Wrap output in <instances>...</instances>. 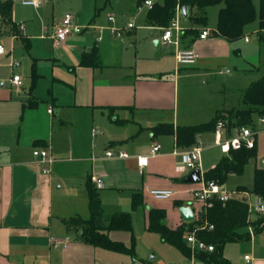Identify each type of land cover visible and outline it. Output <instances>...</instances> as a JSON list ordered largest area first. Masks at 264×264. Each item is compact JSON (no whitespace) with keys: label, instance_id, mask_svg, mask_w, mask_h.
Returning <instances> with one entry per match:
<instances>
[{"label":"crops","instance_id":"1","mask_svg":"<svg viewBox=\"0 0 264 264\" xmlns=\"http://www.w3.org/2000/svg\"><path fill=\"white\" fill-rule=\"evenodd\" d=\"M0 1L12 4L11 20L0 21V43L4 45L1 35L6 24L8 33L14 39L25 40L28 48L31 38L37 36L31 26L34 17L21 16L19 8L23 4L20 0ZM128 1L133 15L147 7L140 5L138 0ZM49 2L46 0L39 8L23 6L39 15ZM253 3L259 10L260 0L258 6L255 0ZM95 11L99 15L98 7ZM67 13L72 14L76 23L75 15ZM55 18L53 13L51 26L44 18L39 20V31L45 35L40 33L38 38L46 36L53 48L58 49L51 57L43 58L42 68H37L38 80L46 78L48 93L38 90V85H34L36 78L32 85L23 80L20 73L23 67L19 62L17 67L2 66L7 72L0 67V264H100L98 247L80 240L79 233L65 223L72 217L90 218L87 184L91 175L103 180V188H97L101 203L102 198L105 199L101 198L100 190L106 188L126 189L132 197L139 193L142 205H146V230L148 209L162 208L166 216L167 209L157 203L159 200L150 202L149 198H153L145 191V186L173 189L175 196L163 202L172 201V208L177 209L178 214L174 222L168 218L166 221L171 228L182 225L184 221L175 202L190 205L191 191L200 188L205 172L200 170L202 179L199 183H186L185 179L193 170L181 163L178 153L197 146L202 152L207 147L220 149L213 131L198 134L192 147L180 148L174 134L157 133L155 128L172 125L176 130L181 126L208 123L221 110L240 106L244 90L264 76V73L257 77L252 74L253 69H259L260 43L264 39L258 19L254 25L251 23L253 26L245 27L243 38L232 42L214 34L216 24L214 29L207 26L198 29L199 35L204 29L210 32L205 39H200L199 35L184 38L189 23H184L181 18L184 30L178 44L165 45L161 42L163 28L149 25L147 14L146 24L152 32L147 42L141 41L135 26L127 28L134 19L129 16L127 24L117 25L122 28L121 37H116L110 30L101 37L96 26L87 25L85 33L72 34L63 46L55 47L52 35L61 23L60 18ZM107 22L112 23L108 19ZM88 24H96V18ZM254 32L259 44L248 36ZM169 46L171 52L167 50ZM187 47L195 49L199 58L193 66L178 65L176 53ZM94 51L97 54L93 63L81 64L82 56ZM9 60L11 54L7 57L5 50L0 62ZM231 64L235 72L227 67ZM14 74L22 76L20 87L11 81ZM213 75L228 78L218 85ZM191 78L201 81L183 84L188 91L183 90L181 101V81L188 82ZM247 83L249 85H245ZM230 93L235 96V104ZM95 128L99 132L93 135ZM154 142L161 145V150L157 156L149 158L148 165L140 173L137 157L149 155ZM41 148L48 150L51 162L34 155V151ZM108 149L127 151L130 157L108 158L105 155ZM220 153L207 170L215 167L225 155ZM46 168L48 173L44 172ZM241 199L246 201V198ZM192 208H195V221L199 204ZM252 226L242 230L249 232L243 240L252 241L248 249L252 254L244 255L243 261L264 264V227L250 236ZM55 241H65L66 247L56 246ZM170 255L176 258L174 262H182L173 252ZM223 256L230 261L224 249ZM245 256L250 260L247 261ZM108 257L123 260L117 256ZM170 262L163 261V264Z\"/></svg>","mask_w":264,"mask_h":264},{"label":"trees","instance_id":"2","mask_svg":"<svg viewBox=\"0 0 264 264\" xmlns=\"http://www.w3.org/2000/svg\"><path fill=\"white\" fill-rule=\"evenodd\" d=\"M145 0H138L144 5ZM183 6L190 8V16L187 21L188 29H185L183 37L199 35L198 29L205 27L207 23L208 8L217 6L218 15L214 34L229 41H237L244 37L245 27L256 19L259 20L260 33L264 30V0H260L259 10H256L253 0H154L151 8H148L147 22L149 25L165 28L169 26L176 11ZM12 15V4L9 1H0V21L9 22ZM186 23V24H187ZM187 26V25H186ZM96 52L82 56L81 64L93 63ZM264 119V76L251 83L242 95L240 106L221 110L211 121L201 125L181 126L174 130L172 125H160L155 132L174 134L177 146L189 148L196 144L197 135L213 131L219 121L226 127V133L231 134L235 128L255 126L256 119ZM254 148L241 147L231 150L224 155L215 167L205 171L203 180L214 181L223 186L231 173L240 174L248 160L256 155ZM88 197L91 216L89 219L72 217L65 220L69 229L76 230L83 242L115 253L134 255L135 236L133 233L132 216L130 212L105 214L102 209L100 194L95 185L88 181ZM240 192H247L240 187ZM253 194L264 199V167L256 168L254 172ZM143 201L139 193H134L132 206L135 209L142 205ZM175 205L181 207L182 203L176 201ZM195 209V208H193ZM248 202L242 199L229 200L225 204L215 201L213 205L197 216L195 221L186 223L177 228H171L167 224L166 211L162 208H149L147 212V230L160 235L163 242L169 243L178 249L185 257L193 254L191 246L185 239L186 232H195L199 240L214 246L212 252L198 251L194 255L205 264H231L223 256V249L227 243L241 241L249 232L243 229L253 225L255 230L264 227V217L257 222H251L249 218ZM213 225L212 229L203 228L204 224ZM110 231H127L131 233L129 246L120 241L112 240Z\"/></svg>","mask_w":264,"mask_h":264},{"label":"rangeland","instance_id":"3","mask_svg":"<svg viewBox=\"0 0 264 264\" xmlns=\"http://www.w3.org/2000/svg\"><path fill=\"white\" fill-rule=\"evenodd\" d=\"M20 3V2H19ZM21 4V3H20ZM255 4L258 6V0H255ZM96 7V8H95ZM99 8V15H96L97 12L95 11ZM129 1L128 0H109L106 3V0H50L49 4L46 5L39 13V15L35 14V12L31 11L30 7L21 6L19 8V13L21 16H31L34 17L35 22L31 24L32 28L35 30L37 36L31 38L30 46L27 48L25 40L20 37L14 39V37L8 33V27L5 24L3 26V33L1 38L3 39L4 48L6 50V56L8 57L11 54V60L8 62L2 61L1 70L7 72L3 67L12 66L14 62L20 63L21 67H23V71L21 70V75L23 76V80L27 82V84L38 85L41 92L48 93V85L46 83V78H42L38 80L37 76V68L43 66L44 59L46 57H51L54 55L56 50L54 49L51 41L49 39L38 38V35L44 34V32L39 31V20L41 18L45 19L46 24L50 25L53 21V13L54 17L60 18L61 21L66 12H71L75 15L76 24L83 29H86L87 25L96 26V31L102 37L105 31H109L110 27L117 26L119 24H127L128 17L131 16L134 19L131 22L135 26V32L140 36L141 41L146 40L149 41L151 37V31L148 30V25L146 24V14H147V7H144L137 11L136 15H133V12L129 11ZM217 6L210 7L207 11V23L206 26L214 29L215 24L217 23ZM113 14L115 18V22L108 23V15ZM55 18V19H56ZM96 18V24H88V21ZM253 25L255 23H252ZM251 24V26H253ZM47 25V26H48ZM22 24L20 25V27ZM46 26V27H47ZM51 26V25H50ZM86 31V30H85ZM84 31V33H85ZM111 31V30H110ZM154 33V32H153ZM250 39L254 40L256 44H259L257 34L251 33L248 35ZM156 50L159 48L154 47ZM164 50V47L161 48ZM168 52H171L172 48L169 46L167 47ZM18 63V64H19ZM259 69H253V73L255 77L257 75H261L264 73V39L263 42L260 43V54H259ZM228 68L232 69L235 72L233 65L227 66ZM183 72H187L186 69L182 70ZM21 76V77H22ZM11 77V76H10ZM222 75H213V80L216 84L221 85L225 82V79ZM9 78V77H8ZM7 78V80H8ZM182 80V79H181ZM36 81V82H35ZM201 81L200 79H189L188 82L185 80L181 81V90H180V100L182 98L183 90L186 92L188 89L183 87V84H195ZM23 83V81H22ZM228 83V82H226ZM215 84V85H216ZM217 85V86H218ZM229 83L227 84V86ZM245 85H249L248 83ZM35 86V87H36ZM230 86V85H229ZM9 87V84L6 85ZM230 89V88H229ZM232 93L229 94L231 96ZM230 99L235 101V96L232 95ZM182 101V100H181ZM241 103V102H240ZM253 130L256 132V155L248 160L245 164L242 173H231L225 183L223 184V188L228 191H237L240 187L246 188V193H239L241 197L246 198L249 201V196L253 195V187H254V172L256 168L264 167L263 160H264V122H260L259 119H256L255 126ZM221 155L220 151L216 147H207L203 149L200 170L205 172L210 165L211 161L218 159ZM196 185V184H193ZM107 189V188H106ZM100 190L101 198L104 197L105 200L102 198V206L104 212L107 213H119V212H130L132 215V224H133V231L135 236V245L134 255L123 254V253H112L110 251L98 248V260L100 264H132L134 262H141L143 264H163V261L170 262V264H191V260L185 256H183L174 246L170 245L169 243H164L161 241L160 235L155 232H149L146 230L145 225V217L144 212L146 205H139L135 209L131 203V192L128 190ZM103 193V196H102ZM248 194V195H246ZM150 202L155 203L156 200L150 199ZM158 204L164 205L167 209V218L170 222H174V217L177 216L178 212L177 209L172 208V201H157ZM264 215H257L254 213H250V220L251 222H257L260 218H263ZM252 232L255 231V227L252 226L249 228ZM186 233L184 234V236ZM111 238L114 240H119L125 242L127 245L131 243V233L127 231H113L111 232ZM251 236V234H250ZM254 238V236H253ZM252 238V239H253ZM252 244V241H235L228 243L224 248V254L230 259L231 264H246L243 261L244 255H250L249 246ZM173 252L174 256L181 259L182 262H174L176 258L173 255H170V252ZM250 253V254H249ZM108 256H117L119 258H123V260L119 259H112ZM174 258V259H173Z\"/></svg>","mask_w":264,"mask_h":264},{"label":"built area","instance_id":"4","mask_svg":"<svg viewBox=\"0 0 264 264\" xmlns=\"http://www.w3.org/2000/svg\"><path fill=\"white\" fill-rule=\"evenodd\" d=\"M46 0H20L23 5L32 6L35 8H39L44 4ZM154 0H145L144 6L151 8ZM108 20L110 22H115V18L113 15H110ZM134 24L129 22L127 24V28H133ZM88 28V27H87ZM86 28V29H87ZM85 29L78 26L73 19L72 14L67 13L64 15L61 23L55 27V30L52 35L53 44L55 47H61L67 41V38L72 34H79L83 32ZM111 33L116 37L122 36V28L117 26L110 27ZM183 26L181 24V16L179 10L176 12L174 18L171 20L169 26L163 28V33L161 35V42L165 45L170 44H178V39L180 38V34L183 33ZM210 35V32L206 29L202 30L199 35L200 39H205ZM5 53L4 45L0 43V56ZM199 58L198 52L190 47L183 48L178 50L176 53V60L178 65L181 66H193L196 64ZM18 63L14 62L12 67H17ZM229 70H226L228 72ZM12 83L20 87L22 85V78L18 74H14L12 77ZM51 112V110H49ZM260 122H264V119L259 118ZM98 129H93V135L98 133ZM214 139L216 145L219 147L220 151L227 155L231 150L240 149L241 147L245 148H254L256 144V132L251 127H240L235 128L232 133L229 135L226 133L225 124L222 121H219L214 130ZM161 150V145L157 142H154L151 145L150 153L146 156H138L137 164L140 167L142 173V169L148 165L149 158L155 157L159 154ZM201 152L202 148L197 146L189 151H184L178 153L180 156L181 163L189 169H199L200 160H201ZM35 156H39L43 160H47L49 162L52 161V158L47 149L41 148L34 151ZM108 158H121L127 159L130 157V154L124 150H113L108 149L105 153ZM264 164V160H263ZM44 172L48 173L49 169H44ZM91 182L95 185L96 188H103L104 183L103 180L95 175L90 176ZM145 191L154 199V200H168L175 196L176 192L173 189L168 188H150L145 186ZM245 193L240 191H228L223 188L222 185L215 183L214 181H204L202 180L201 186L198 189H194L191 191L193 199L190 202V206L193 207L196 203L199 204V208H196V212L198 214L204 213L205 210L213 205L215 201H219L222 204H225L229 200L233 199H241V194ZM248 195V194H246ZM244 198V197H243ZM247 201V200H246ZM249 213H254L257 215H264V199L261 196L253 194L249 196L248 201ZM195 213V212H194ZM203 228L212 229L213 225H209L208 223L204 224ZM251 236L253 235L252 230H250ZM186 242L191 246L193 250V254L190 257L191 264H205L203 261L196 258L194 255L195 252L205 251L212 252L214 250V246L211 244H207L203 240H199L195 232L187 233ZM54 244L56 246L62 245L66 247L65 241H55ZM247 261L250 260L249 256H245ZM3 264H13L10 262H6ZM134 264H143L141 262H135Z\"/></svg>","mask_w":264,"mask_h":264},{"label":"water","instance_id":"5","mask_svg":"<svg viewBox=\"0 0 264 264\" xmlns=\"http://www.w3.org/2000/svg\"><path fill=\"white\" fill-rule=\"evenodd\" d=\"M179 13L182 18V21L185 23L189 19L190 8L188 6H183L179 9ZM201 179L202 178H201L200 169H195L185 179V182L186 183H199ZM179 212L184 222L189 223V222L194 221V218H195L194 210L190 205L179 207Z\"/></svg>","mask_w":264,"mask_h":264}]
</instances>
